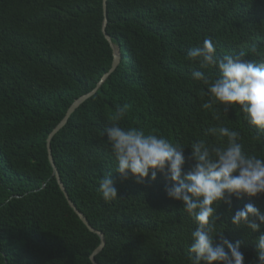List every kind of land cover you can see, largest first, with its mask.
<instances>
[{
    "label": "trees",
    "instance_id": "obj_1",
    "mask_svg": "<svg viewBox=\"0 0 264 264\" xmlns=\"http://www.w3.org/2000/svg\"><path fill=\"white\" fill-rule=\"evenodd\" d=\"M107 18L120 63L54 136L52 156L71 200L105 235L96 255L100 264H190L196 223L181 201L167 196L171 182L159 172L144 183L122 178L101 133L116 106L128 103L122 127L188 146L198 139L219 142L205 130L221 123L240 132L247 151L264 156V133L257 138V128L238 108L225 113L214 106L217 121L200 107L206 86L191 79L199 65L186 59L211 38L221 58L244 52L259 62L264 0H107ZM102 22V0H0V264H92L89 255L100 239L52 176L46 139L71 103L111 67ZM190 152L186 147L185 155ZM105 173L118 190L110 202L99 190ZM231 199V205L217 206V222L226 224L225 237L241 242L245 264H254L264 226L258 232L237 228L231 216L248 203L264 212V194Z\"/></svg>",
    "mask_w": 264,
    "mask_h": 264
},
{
    "label": "clouds",
    "instance_id": "obj_2",
    "mask_svg": "<svg viewBox=\"0 0 264 264\" xmlns=\"http://www.w3.org/2000/svg\"><path fill=\"white\" fill-rule=\"evenodd\" d=\"M250 51L255 54L257 49L252 46ZM186 59L199 65L191 71V79L206 86L207 100L200 107L212 111L217 121L220 116L214 106L222 105L225 113L238 108L244 120L257 128L259 138L264 133V57L254 62L239 52L221 58L212 39L205 38L202 46L187 52ZM130 109L128 103L117 105L109 126L101 133L115 157L114 170L124 179L134 176L137 183L149 177L155 181L158 172L171 182L165 187L167 196L181 201L183 211L196 223L188 246L190 264H245L241 242L225 237L226 224L217 222V206L221 202L231 205L233 196L264 194V156L247 151L240 132L221 123L205 130L206 137L219 142L198 139L188 146L143 128L122 127L120 121ZM186 147L191 148L187 156ZM187 161L194 163L185 171ZM99 190L105 202L118 199L111 173L99 178ZM231 224L258 232L264 226V212L248 203L235 211ZM255 243L254 264H264V233Z\"/></svg>",
    "mask_w": 264,
    "mask_h": 264
},
{
    "label": "water",
    "instance_id": "obj_3",
    "mask_svg": "<svg viewBox=\"0 0 264 264\" xmlns=\"http://www.w3.org/2000/svg\"><path fill=\"white\" fill-rule=\"evenodd\" d=\"M102 6H103V22H102V33L105 37V39L108 41V43L111 46L112 49V55H113V59H112V64L111 67L109 68L108 71H106L101 79L97 82V84L95 85V87L77 97L72 103L71 105L68 107V109L66 110L65 115L63 116V118L59 121V123L52 129V131L48 134L47 139H46V147H47V153H48V160L49 163L52 167V176L55 177L58 186L60 188V190L62 191L63 195L65 196L67 203L69 204V206L73 209V211L76 213V215L79 217V219L83 222V224L88 228L89 231L95 233L98 235L100 242L98 244V246L93 250V252L89 255V259L91 261L92 264H100L97 260H96V255L99 254L102 249L105 246V235L102 231L95 229L89 222V220L87 219V217L84 215L83 212H81L77 206L75 205V203L71 200L67 189L65 187V184L63 183V180L61 178L59 169L54 161V158L52 156V151H51V141L54 138V136L66 125L68 119L70 118V116L76 111V109L84 102L86 101L88 98H90L92 95H94L97 90L100 88V86L104 83V81L115 71V69L117 68L118 64L120 63L121 60V52L119 47L115 46L114 43L112 42V39L110 37V35L107 33V23H108V18H107V0H102Z\"/></svg>",
    "mask_w": 264,
    "mask_h": 264
}]
</instances>
